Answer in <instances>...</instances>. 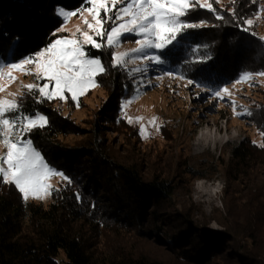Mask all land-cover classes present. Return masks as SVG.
<instances>
[{"label":"trees","instance_id":"obj_1","mask_svg":"<svg viewBox=\"0 0 264 264\" xmlns=\"http://www.w3.org/2000/svg\"><path fill=\"white\" fill-rule=\"evenodd\" d=\"M234 3L235 16L218 10L220 21L207 10L190 11L186 19L210 27L188 30L178 45L161 53L166 63L158 67L211 91L236 81L250 58L264 64L258 37L242 30L241 18L249 5ZM82 6L84 0H0V57L6 60L11 53L10 60L18 61L34 55L62 24L56 8L76 11ZM85 50L105 68L95 80L107 95L88 132L62 113V101L37 103L26 93L17 99L23 113L47 117L45 128L27 136L48 165L67 179L54 188L47 205L25 203L14 186L0 185V264H163L135 246L117 243L105 251L89 243L100 232L122 230H132L135 239L150 244L162 243L157 250L174 255L176 264H264V110L254 119L262 142L245 138L225 149L224 211L215 219L220 229L210 228L176 209L178 178L144 173L136 163H119L110 152L100 123L129 125L120 112L135 78L113 67L112 49ZM197 58L203 62H192ZM73 104L67 96L66 105L72 109ZM69 135L80 140L60 141Z\"/></svg>","mask_w":264,"mask_h":264},{"label":"rangeland","instance_id":"obj_2","mask_svg":"<svg viewBox=\"0 0 264 264\" xmlns=\"http://www.w3.org/2000/svg\"><path fill=\"white\" fill-rule=\"evenodd\" d=\"M234 1L220 0L219 3H213V7L233 18L231 12L235 11L237 6ZM243 1H245L246 7L247 5L249 7L248 12L241 18L242 26L244 27V20L259 15L260 19L255 20L251 32H255L257 37L264 36V0ZM120 6L117 5V7ZM58 8L62 7H57L55 13ZM240 8L243 9V7ZM101 17H104L102 10ZM216 21L220 20L216 19ZM219 23H214L213 29H217ZM208 25L210 24H205L204 27H210ZM78 26L84 28L78 16L70 18L66 30L57 31L60 26L54 32L55 37L52 41L61 37L71 38ZM104 27L110 29L111 22L106 23ZM103 39L106 38L94 37L97 43H101ZM135 39L137 37L125 34L119 49H112V52L130 51L136 47ZM233 39L236 42L238 38L234 37ZM258 41L260 45V40L258 39ZM85 47L93 48L90 44H85L84 50ZM260 48L262 47L260 46ZM262 49L264 50V48ZM86 55L89 58H95L87 53ZM10 57L11 53H8L5 61H9ZM137 67H143V65L139 62L127 65V69ZM245 72H264V64L259 63L255 58H250L240 71V76ZM166 73L158 65L149 63L146 73L131 75L135 78L133 80L134 87L131 94L123 99L122 103L136 98L126 109L122 110L121 108L120 112V116L126 119L129 125L120 121L112 125L101 122L100 124L104 126L102 127V137L119 163H136L138 169L144 173L151 172L157 175L164 173L168 177H174L173 179L176 181L179 179L180 188L173 198L176 209L184 211L194 221L201 224L207 223L213 229H220L215 219L224 211L223 189L226 179L222 165L227 162L228 158L225 149L228 145L238 143L245 138L251 139L257 144L262 142V136L254 124V119L259 115V109L264 110V77H254L251 82L252 86L243 83L233 87L234 81L225 86L231 95L218 99L214 98L208 89L199 87L194 82L188 84V80L177 78L179 76L174 74L169 76ZM13 75L16 77V82L8 86L6 92L0 93V98L12 99L14 96L18 99L26 93L21 85L35 82L32 76H23L19 72H14ZM44 82L40 81L39 83L43 84ZM0 83L6 82L0 81ZM137 90L140 93L138 97ZM65 95L66 101H63L58 107L64 115L70 114V119L82 129L83 133L88 132L92 121L100 116L101 107L107 98L106 93L99 87L90 88L85 95L78 98L83 101L79 103L80 106L77 107L74 102L72 109L66 105L67 96L70 99L71 96L68 93ZM233 101L237 106V111L247 109L252 115H244L240 118L234 116L231 106ZM127 117H131L133 121L138 117L143 119L139 123H129ZM153 117L156 118L155 124L159 128L158 131L156 126L149 124ZM142 126L145 129L144 137L141 136L140 131ZM27 134L22 138L29 139ZM200 137L205 141L202 142V146H197V139ZM59 139L66 144H73L80 140L79 136L73 135ZM5 151L3 147H0V155ZM200 176L205 178L200 179ZM62 181L57 176L50 180V184L54 189ZM201 181L203 183H200ZM28 201L47 205L50 202V195L43 200L29 199ZM135 236L137 235L132 230H122V233L119 234L115 231H106L104 234L100 232L96 238L90 239L89 243L94 246L93 248L105 251L106 247L117 246V243L135 246V249L137 247L163 264H176L174 255L157 250V247H160L159 245L162 243L152 242L150 244L144 240L135 239Z\"/></svg>","mask_w":264,"mask_h":264},{"label":"snow or ice","instance_id":"obj_3","mask_svg":"<svg viewBox=\"0 0 264 264\" xmlns=\"http://www.w3.org/2000/svg\"><path fill=\"white\" fill-rule=\"evenodd\" d=\"M219 2L220 0H84V6L76 11L58 8L56 15L63 23L57 31H65L68 21L74 16H78L84 28L78 26L71 38H57L34 55L19 61L6 62L0 57V81L6 82L0 83V93L6 92L7 87L16 82L13 73L19 72L23 76L34 78V83L21 85V88L27 95L36 97L37 103H43L45 100L63 102L66 101L65 94L68 93L71 100L79 107L78 98L85 95L90 88L98 87L95 76L105 71L99 58H89L86 55L85 44H90L93 48L106 46L109 49H119L122 37L131 34L137 37L134 41L136 47L125 52L114 51L113 67L126 69L130 76L135 73H146L149 63L155 65L166 63L161 53L169 49V46L178 45L188 30L205 26L204 21L196 23L186 19L190 11L198 7L213 13L217 20L223 19L213 7V3ZM117 5L121 6L117 7ZM101 10L104 17H101ZM231 14L235 16V11L233 10ZM258 19H260L259 15L244 20L242 30L251 32L255 20ZM109 22H111L110 29H105L104 25ZM251 34L255 36V32ZM94 37L106 39L97 43ZM258 39L260 46L264 48V36ZM197 51L199 49H193V52ZM137 62L143 67L127 69L128 64ZM192 62H203V58H197ZM166 74L173 75L171 72ZM254 77H264V72H245L234 82L233 87L243 83L252 86ZM40 81L45 82L41 84ZM187 83L192 84L193 81L188 80ZM211 91L212 96L218 99L231 95L227 87ZM139 95L137 90V97ZM135 98L123 102L122 110L133 103ZM231 106L237 118L252 115L247 109L237 111L234 101ZM21 108L22 104L14 96L12 99L0 98V147L6 150L0 155V185L14 186L23 201L27 203L29 199L43 200L51 195L54 189L50 180L53 177L58 176L61 180H66L67 177L45 162L30 139L22 138L35 128H45L48 124L47 117L40 113L25 114ZM127 119L129 123H139L143 118L138 117L135 121L131 117ZM155 119L153 117L149 124L156 126ZM156 127L158 131L159 128ZM140 131L141 136L144 137L143 126Z\"/></svg>","mask_w":264,"mask_h":264},{"label":"bare ground","instance_id":"obj_4","mask_svg":"<svg viewBox=\"0 0 264 264\" xmlns=\"http://www.w3.org/2000/svg\"><path fill=\"white\" fill-rule=\"evenodd\" d=\"M197 140H198L197 143H196L197 146H202L201 145L202 142L205 141V140L202 139V137L198 138Z\"/></svg>","mask_w":264,"mask_h":264},{"label":"clouds","instance_id":"obj_5","mask_svg":"<svg viewBox=\"0 0 264 264\" xmlns=\"http://www.w3.org/2000/svg\"><path fill=\"white\" fill-rule=\"evenodd\" d=\"M200 183H203L202 181Z\"/></svg>","mask_w":264,"mask_h":264}]
</instances>
